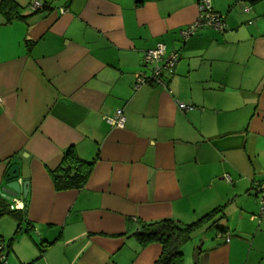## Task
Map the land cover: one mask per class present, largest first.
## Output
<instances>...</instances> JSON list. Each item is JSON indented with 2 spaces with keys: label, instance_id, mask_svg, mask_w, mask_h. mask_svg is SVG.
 Instances as JSON below:
<instances>
[{
  "label": "crops",
  "instance_id": "1",
  "mask_svg": "<svg viewBox=\"0 0 264 264\" xmlns=\"http://www.w3.org/2000/svg\"><path fill=\"white\" fill-rule=\"evenodd\" d=\"M33 1L0 0V188L13 158L29 181L26 200L0 196L7 264H153L161 247L136 228L211 213L197 264H264V0H210L226 30L186 41L199 0ZM159 43L178 56L167 88H134ZM119 109L123 129L104 120ZM69 149L92 171L58 192L49 173Z\"/></svg>",
  "mask_w": 264,
  "mask_h": 264
},
{
  "label": "built area",
  "instance_id": "2",
  "mask_svg": "<svg viewBox=\"0 0 264 264\" xmlns=\"http://www.w3.org/2000/svg\"><path fill=\"white\" fill-rule=\"evenodd\" d=\"M31 9L36 11L42 8V4L38 0H34L31 4ZM198 16L197 19L185 27L181 32V38L186 41L191 38L198 30L203 28H211L217 32H224L226 30L225 17L214 12L211 7L210 0H199L197 3ZM250 9L244 7L243 12L248 13ZM61 14L63 10L59 11ZM178 63V56L175 53L166 55V47L163 43H159L155 48L146 51L143 55V65L150 67L148 75L143 72L137 75L134 81V88H140L142 85H152L161 88H167V78L174 75L175 66ZM169 93L170 90H169ZM2 100L0 99V105ZM177 107L182 112H190L194 108L183 103L177 102ZM105 122L112 128L123 129L125 125V116L123 110L119 109L115 112L113 117H107ZM253 194L259 206V212L253 216V220L258 223L264 216V181L256 182L253 185ZM14 209L21 211L22 205L19 200L14 199ZM221 234H219V237ZM226 241H229V236ZM5 245L0 243V264H7V254Z\"/></svg>",
  "mask_w": 264,
  "mask_h": 264
},
{
  "label": "trees",
  "instance_id": "3",
  "mask_svg": "<svg viewBox=\"0 0 264 264\" xmlns=\"http://www.w3.org/2000/svg\"><path fill=\"white\" fill-rule=\"evenodd\" d=\"M91 171L92 163L81 161L76 153L69 149L63 154L59 166L50 171L49 174L54 189L61 192L83 188ZM16 212H21L20 215H22V211H13L11 214ZM211 216L212 213L196 221V223L186 226L173 220H162L157 223L142 225L139 236L140 242L143 246L158 244L161 247V253L153 264H185L183 248L190 242L192 234L201 228ZM220 234L227 235L228 232L223 231Z\"/></svg>",
  "mask_w": 264,
  "mask_h": 264
},
{
  "label": "water",
  "instance_id": "4",
  "mask_svg": "<svg viewBox=\"0 0 264 264\" xmlns=\"http://www.w3.org/2000/svg\"><path fill=\"white\" fill-rule=\"evenodd\" d=\"M13 165L5 171L2 178L3 187L0 188V196L6 201H11L12 198L22 196L23 200H26L28 194L29 181L26 179H21V165L18 158L12 159ZM26 210H24V214ZM141 231L136 228L133 235H140ZM195 264H197V254H195Z\"/></svg>",
  "mask_w": 264,
  "mask_h": 264
},
{
  "label": "rangeland",
  "instance_id": "5",
  "mask_svg": "<svg viewBox=\"0 0 264 264\" xmlns=\"http://www.w3.org/2000/svg\"><path fill=\"white\" fill-rule=\"evenodd\" d=\"M192 241L190 240V242L185 246L184 248V261L186 262V264H195L194 260H195V254H197L196 252L192 253V251L189 249V246H192L191 243ZM186 252V253H185Z\"/></svg>",
  "mask_w": 264,
  "mask_h": 264
}]
</instances>
